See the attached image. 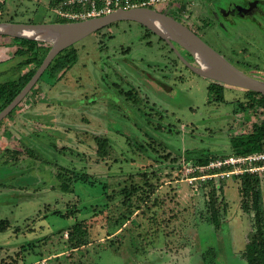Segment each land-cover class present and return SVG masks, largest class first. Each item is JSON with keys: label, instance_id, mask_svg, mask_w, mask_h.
<instances>
[{"label": "rangeland", "instance_id": "374dc122", "mask_svg": "<svg viewBox=\"0 0 264 264\" xmlns=\"http://www.w3.org/2000/svg\"><path fill=\"white\" fill-rule=\"evenodd\" d=\"M68 1L50 5L49 0H0V23H50ZM223 2L182 3L157 11L173 16L185 10L177 16L206 29L201 31L203 40L226 59L248 47L253 61L264 65V25L262 34L249 20L220 29L213 20L201 19ZM40 44L51 47L49 42ZM16 47L11 37H0V83L32 68L24 64L30 55H13ZM73 50L74 66L55 76L46 70L21 105L0 121V260H252L246 250L252 223L242 210L237 177L211 180L221 185L218 202L224 198L218 229L209 222L214 186L194 191L187 178L198 157H228L230 138L254 132L264 110L243 111V91L226 85L219 102L211 90L217 83L187 70L168 44L135 22H116ZM260 72L256 74L264 82V68ZM95 138L107 140L104 158L97 155ZM59 169L66 177H78L67 192L59 186ZM254 174L264 206V168ZM70 211L74 213L64 219ZM79 223L86 244L76 247L69 234Z\"/></svg>", "mask_w": 264, "mask_h": 264}, {"label": "trees", "instance_id": "16d2710c", "mask_svg": "<svg viewBox=\"0 0 264 264\" xmlns=\"http://www.w3.org/2000/svg\"><path fill=\"white\" fill-rule=\"evenodd\" d=\"M59 0H49L50 5H55ZM50 23H67V21L55 16L54 20ZM2 39L9 38L7 36H0ZM11 40L17 45L16 50L14 52V56L16 57H25L30 55V58L25 60L24 64H32V68L29 69L26 73L18 76L16 80L6 81L0 83V112L5 109L13 99L19 94V92L25 87V85L32 78L36 70L41 65L43 59L47 55L49 51V47H45L40 43L28 40L24 38H11ZM77 62V54L73 50V46L63 51L47 68L50 75L55 76L57 73L61 71H65L70 69ZM47 71H45L42 75L46 76ZM38 83V82H37ZM223 85H214L213 93L216 94L217 100L219 102H223ZM240 90V89H239ZM242 93V101H240V105L243 111H252L255 113L258 109L264 110V97L255 92H249L245 90ZM18 105H21L19 103ZM17 105V106H18ZM17 106L15 108H17ZM15 108L9 113L15 110ZM264 115V112H263ZM97 145V155L100 158H104L107 155V140L102 138H95ZM230 153L226 156L230 155H248L252 153L262 152L264 151V118L259 124L258 128L254 132H248L246 134H241L237 136H233L230 138ZM224 157V156H223ZM213 158H202L198 157L194 160V164L198 166H206ZM194 166V165H193ZM57 177L60 179V188L62 191L67 192L71 186L73 181H78L77 176L66 177L65 172H60L58 170ZM79 179H85L84 177ZM239 180V194L242 202V210L245 215L249 216L251 220V230L247 236L246 250L251 252L252 260H248L246 264H264V206H263V197L261 191V185L259 178L255 174L244 173L241 176L237 177ZM210 181V182H209ZM205 186H214L213 181L207 180L204 183ZM203 185V186H204ZM220 185V184H219ZM202 186V187H203ZM216 187V188H214ZM212 187V191L209 194V203L210 210L212 211L210 216V223L215 228H220V210L221 206L224 204V198L218 202L216 190L221 189L220 186ZM72 190V189H71ZM72 192V191H71ZM73 214V211H70L64 215V219L67 214ZM71 239L74 242L76 247L83 245L85 243L83 238V231L81 224H76L72 227V231L69 234ZM86 244V243H85ZM19 259L8 261V258H4L0 260V264H19Z\"/></svg>", "mask_w": 264, "mask_h": 264}, {"label": "water", "instance_id": "95a60500", "mask_svg": "<svg viewBox=\"0 0 264 264\" xmlns=\"http://www.w3.org/2000/svg\"><path fill=\"white\" fill-rule=\"evenodd\" d=\"M120 21L135 22L155 34L168 44V46L175 52L179 60L196 75L218 82L222 85L239 88L240 90L249 92H255L264 97L263 81H259L256 78L238 70L182 23L151 8H120L108 14H103L77 22H67L62 24L0 23V25L12 28L8 32L0 30V36L24 38L42 43V41H37L35 38L24 36L20 34V32L32 30L38 32V34H43L44 31H51L54 35H56L55 41L51 42V47L47 55L32 78L13 99V101L0 112V121L21 102L54 59L57 58V56H59L63 51L88 36ZM174 45H177L184 50L192 58L194 64H190L180 54H178ZM199 58L203 64L207 66V70L202 68L198 60Z\"/></svg>", "mask_w": 264, "mask_h": 264}, {"label": "built area", "instance_id": "2783aa9c", "mask_svg": "<svg viewBox=\"0 0 264 264\" xmlns=\"http://www.w3.org/2000/svg\"><path fill=\"white\" fill-rule=\"evenodd\" d=\"M207 0H69L65 9H56L55 14L67 22H77L88 18L108 14L116 9L151 8L179 6L182 3H196ZM63 7V5L61 6ZM192 172L188 174L189 186L198 191L207 180L218 178L228 180L239 177L244 173L254 174L264 168V151L248 155H230L210 161L206 166H190ZM197 174V175H196Z\"/></svg>", "mask_w": 264, "mask_h": 264}, {"label": "flooded vegetation", "instance_id": "af4514ba", "mask_svg": "<svg viewBox=\"0 0 264 264\" xmlns=\"http://www.w3.org/2000/svg\"><path fill=\"white\" fill-rule=\"evenodd\" d=\"M179 12H184V11L179 10L177 12H174L173 16H171L167 13H163V12H161V13H163V14L167 15L168 17L180 22L179 19L182 20V18L177 16ZM199 14H201V13H199ZM202 16L204 18H202ZM201 19L202 20L205 19L206 21H207V19H209L210 21L213 20L216 23V24H214L215 27L217 28V26H219L220 29L224 28L225 23L228 24L229 27H232V26L237 27V25L239 23L238 20H241V21H244V20L248 21L249 20L251 23L255 24V26L258 29H260V31L262 32L263 31L262 28L264 25V0H232V1H228V2L226 1L225 3L223 2V4L216 6L215 9L211 10L205 16L203 14H201ZM180 23H182L185 27L190 29L202 41L205 42V40H203V32H201V31H206V29H204V28H202V27H200L194 23L189 24L184 20H182V22H180ZM262 34H263V32H262ZM174 47H177L180 51H182V54L181 53L180 54L185 60L189 61L192 59L179 46L174 45ZM247 49H248V47L243 48L244 52L237 53V55L233 56V58L226 59L224 56L223 57L229 63H231L233 66H235L238 70H240L241 72L246 73V74L256 78L257 80H259V78H258L259 76L257 74L261 73L260 71L264 68V65H260L259 63H257V61L254 62L252 59V54H251L250 49L249 50H247ZM216 52H218V51H216ZM241 53H243L242 56H241ZM187 70H190V69L187 68ZM40 80H41V77L38 80V82ZM214 83L215 84L217 83V85H222L218 82H214Z\"/></svg>", "mask_w": 264, "mask_h": 264}, {"label": "bare ground", "instance_id": "6f19581e", "mask_svg": "<svg viewBox=\"0 0 264 264\" xmlns=\"http://www.w3.org/2000/svg\"><path fill=\"white\" fill-rule=\"evenodd\" d=\"M12 28L11 27H6L3 25H0V30L4 31V32H8L10 31ZM20 34L27 36L29 38H35L37 41H42V42H54L56 39V35H54L51 31H44L43 34H38V32L36 31H32V30H26V31H22L20 32ZM202 68L204 70H207V66L205 64H203V62L201 61V59H198Z\"/></svg>", "mask_w": 264, "mask_h": 264}, {"label": "crops", "instance_id": "0c3cea01", "mask_svg": "<svg viewBox=\"0 0 264 264\" xmlns=\"http://www.w3.org/2000/svg\"><path fill=\"white\" fill-rule=\"evenodd\" d=\"M226 1L228 2V1H232V0H224V3H225ZM219 5H221V4H219ZM182 11H185V10H182ZM263 37H264V35H263Z\"/></svg>", "mask_w": 264, "mask_h": 264}]
</instances>
